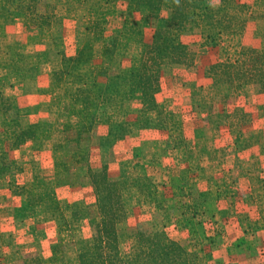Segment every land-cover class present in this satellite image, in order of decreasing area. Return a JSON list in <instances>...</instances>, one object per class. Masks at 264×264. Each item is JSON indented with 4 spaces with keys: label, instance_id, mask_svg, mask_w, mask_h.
Wrapping results in <instances>:
<instances>
[{
    "label": "trees",
    "instance_id": "16d2710c",
    "mask_svg": "<svg viewBox=\"0 0 264 264\" xmlns=\"http://www.w3.org/2000/svg\"><path fill=\"white\" fill-rule=\"evenodd\" d=\"M120 4L125 6L122 28L111 29V16ZM71 7V13H76L75 5ZM18 8L24 7L19 4ZM52 8L56 9L55 4ZM166 8L169 15L154 29L152 40L145 42L143 34L148 20L160 19ZM26 10L32 17L34 7ZM92 12L85 24L89 38L71 45V53L58 50L60 67L52 72L50 84L44 90L51 97V108H62L70 117L79 119L66 126L75 127L78 135L104 125L108 128L104 141L118 142L136 127L139 131L168 134L171 139L167 144H171L173 151L179 150L183 122L179 110L158 98L163 91L162 74L166 67L193 66L201 51L215 50L216 60L206 67L204 83L187 84L194 109L205 106L210 112L215 101L222 99L225 102L222 114L230 119L228 127H240L242 120L238 106L232 104L234 99L245 98L250 88L256 96L264 95V0H102V8ZM52 18L57 21L56 15H36L34 20L42 28ZM250 22L255 24L257 45L243 39ZM188 35L197 40L190 44L185 39ZM50 37L54 43L62 38L52 33ZM97 42H102L99 63L95 59ZM132 43H138L140 48L136 56L129 57ZM11 48L6 46L7 50ZM206 90L213 96H204ZM135 101L139 109L130 121L124 118V109ZM258 114L259 117L264 114V105L259 106ZM18 117L6 123V144L14 143L11 137L17 131L15 141L29 133L34 139L46 140V123L38 121L31 126V131H23L19 127L22 115ZM240 138L235 140L237 146L241 144ZM80 164L87 168L88 175L83 182L74 175L76 169L72 165L55 161L57 169L67 173L71 187L89 184L93 204L86 199L73 201L69 205L71 214L66 216L54 189L37 182L32 200L14 209L15 218L23 222L42 219L41 223L52 224L51 230H56L57 236L45 238L33 249L13 242L9 245V254L0 258V262L72 264L70 256L74 254L76 264H220L213 250L226 236L231 214L229 191L208 177L200 163L188 161L174 166L179 171L180 183L171 197L148 177L133 179L130 184L123 176L112 180L106 158L97 169L88 162ZM192 171H197L193 177ZM203 180L206 186L202 187ZM135 187L138 204L153 209L141 215L164 213L168 216L177 212V221L186 227L185 241L171 237L163 225L145 224L140 220L135 225L128 223L127 194ZM170 201L174 202L173 206H168ZM84 224L93 231L89 237L83 234ZM239 247V244L229 245L227 257H232Z\"/></svg>",
    "mask_w": 264,
    "mask_h": 264
},
{
    "label": "rangeland",
    "instance_id": "374dc122",
    "mask_svg": "<svg viewBox=\"0 0 264 264\" xmlns=\"http://www.w3.org/2000/svg\"><path fill=\"white\" fill-rule=\"evenodd\" d=\"M19 4L24 7L22 10H19ZM54 4L56 9L52 8ZM71 5H75L76 13H71ZM27 7H34L32 17H29ZM101 8L102 0H86L82 4L77 0H0V258L9 254V245L13 242L33 249L45 238L57 236L56 230H51L52 224L41 223L42 219L23 222L15 218L14 209L22 202L32 200L37 182L54 189L66 216L71 214L69 205L73 201L86 199L93 204V190L89 184H83L82 188L71 187L67 173L57 169L55 161L72 165L76 169L74 175L81 177L78 181L83 182L88 174L87 168L80 163L88 162L97 169L102 167L106 158L112 180L123 176L130 184L133 179L148 177L168 197L180 183L179 171L174 166L188 161L200 163L208 177L228 189L231 203L226 236L214 246L216 260L220 264H264V114L258 116L264 97L257 98L250 88L245 98L238 96L234 99L232 104L238 106L237 112L242 120L240 127H228L230 119L222 114L225 104L222 99H215L210 112L205 106L194 109L187 84L190 81L204 83L206 67L216 60L215 50L201 51L193 66L166 67L163 71V91L158 98L171 104L172 109L179 110L183 122L180 127L182 147L177 151L167 144L171 139L168 134L139 131L136 127L118 142L104 141L108 131L104 125L78 135L75 127L66 126L79 119L70 117L62 108H51V97L44 94V90L50 84L52 72L60 67L58 50L71 53V45L87 40L85 24L89 13ZM114 11L110 28L121 29L125 6L120 4ZM169 13L166 8L160 19L148 20L143 34L145 42L152 40L154 29ZM36 15H56L57 21L52 18L40 28L35 24L38 23L34 20ZM51 33L62 38L54 43ZM254 33L255 24L250 22L244 41L257 45ZM185 39L190 44L197 40L191 35ZM7 45L12 47L11 50L6 49ZM139 48L138 43H132L129 57L136 56ZM95 57L99 63L102 42L95 45ZM212 94L208 90L204 92V96L212 97ZM138 107L136 101L130 102L124 109V118L132 121ZM18 115H22L19 127L23 131H31V126L38 121L46 123V140L34 139L29 133L15 141L17 131L11 137L14 143L6 144V123L17 119ZM238 136L242 139L240 146L235 144ZM194 174L197 171H192L190 176ZM205 184L203 180L202 187ZM127 195L130 225L139 220L159 227L163 225L174 239H187L185 224L177 221V212L168 216L164 213L142 216L141 213L153 212V209L138 204L136 187ZM176 201L183 203V200ZM169 205L173 206L174 202L170 201ZM92 233V229L84 224V236L89 237ZM233 243L240 245L239 250L227 257V247ZM71 255L70 262L76 264L75 255Z\"/></svg>",
    "mask_w": 264,
    "mask_h": 264
},
{
    "label": "crops",
    "instance_id": "0c3cea01",
    "mask_svg": "<svg viewBox=\"0 0 264 264\" xmlns=\"http://www.w3.org/2000/svg\"><path fill=\"white\" fill-rule=\"evenodd\" d=\"M256 96V95H255ZM257 98H259V97H264V95H259V96H256Z\"/></svg>",
    "mask_w": 264,
    "mask_h": 264
}]
</instances>
